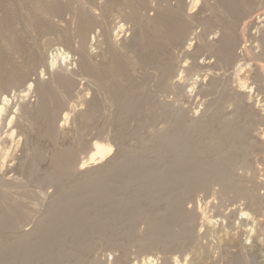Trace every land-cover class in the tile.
<instances>
[{"label": "bare ground", "instance_id": "bare-ground-1", "mask_svg": "<svg viewBox=\"0 0 264 264\" xmlns=\"http://www.w3.org/2000/svg\"><path fill=\"white\" fill-rule=\"evenodd\" d=\"M2 1L0 0V3ZM103 1L105 3V0ZM170 1L107 0L108 4L116 5L119 9V14H116L117 17H115L122 22L125 21L124 24H130L131 27H128L130 29L133 27L136 32L133 37H130L132 39L129 42H127L128 38V40L125 38L126 41L123 38H119V40L125 41V45L122 47H120L121 44L118 43V39V42H116L117 40L114 38L116 36H113V32L110 30L111 34L108 31L110 23L106 24L107 17L105 19L104 15L110 10L106 11L105 14L102 13L103 10L101 11L100 9L101 1H32L30 6L33 9L34 17L29 21L30 25L41 28L50 39L51 37L49 36L54 34L55 37L58 34L56 37L61 42V44H58L78 56L77 61L75 60L76 63H74L76 64L73 67L75 68L73 69L74 71H70L72 68L68 69L71 64L69 55H65V52L63 54L60 53V50L59 52L53 51V53H56H52L51 59L47 58L46 60V55H49L47 51L53 44L54 37L52 40L45 38L46 40H43L44 44L40 47L37 46V49H34L36 47L33 49L29 48L26 40L19 36L15 32L14 27L11 26V16L9 12H6L7 16L4 18L6 30L0 25V35L4 38H1L4 43L0 41V172H2L4 167L13 163V160L17 162H14L12 170L16 173L15 175H8V177L5 172L0 175V199L7 198L10 201L9 208L4 210L3 213V208L0 206V231L10 229L13 220H17L10 212L13 205L20 206L17 210L20 215L30 217L32 214L27 216L28 213L30 211L33 213L32 209L40 204L38 199L42 194L44 196V188L27 172L30 161L27 154H36L43 148L47 149L46 153L41 154L40 163L46 172V182L51 185L59 184L73 175L75 180L71 185L72 188L69 194L60 190L55 192V199L53 198L54 200L50 204L48 211L43 214V219L36 224L31 232H27L29 229L21 230L23 225H20L14 228L18 231H13L12 233L5 231V235H0V243L12 242L20 246L15 259L12 258L10 262L0 261V264H95V259L91 256L95 245L102 240L113 243L117 237L122 236L121 234L115 235L105 229L106 225L120 219L119 209H117L119 203L114 195L117 189L125 187V184L120 181V187L111 185L109 179L114 174L130 176L136 184H139L145 190L148 198L153 199L154 192L165 183L176 180L188 182L194 173H201L196 160L190 156V153L197 147L196 142L198 141L192 133H197L201 137L202 152L215 150L210 149L213 146L223 149L221 147L225 145H221V147L218 145L214 130L216 126H225L226 117L222 113L220 106L212 107L206 111V114L204 113L201 117H197L196 111L192 115H185L182 110L173 109L169 104L171 101H168V97L164 96L161 99L162 101H160L158 99L155 100L152 97L153 95H149L146 98V102H144L146 113H142L140 117H136L134 120H136L137 126L140 128L144 124L152 127L157 123L158 119H161L163 127L156 131L150 130L142 134L136 133V127L134 128V138L132 140L142 148L148 141H151L149 139H161L165 143V147H157L156 144H151L149 151L160 156H162L163 150L176 154L170 161L161 157L162 159L160 158L155 166L141 159L140 149L131 150L129 148L120 155L118 154L119 160L117 158L115 160L109 159L108 157L114 154V145L107 141L108 138L106 141L101 139L100 135L97 138L95 136V140L91 139L89 141L85 138V131L91 121L86 109L90 110L91 103L93 104L92 106L94 104L97 105L104 98L121 104L127 111L129 118L137 114V106L141 103L138 90L140 89L141 91L144 88L142 89L140 80L138 79L140 84L136 80L137 76L135 74L139 75L138 69L142 67L146 70L148 68L160 73L159 75L156 73L152 77L158 75L159 82L157 84L161 91L169 92L178 97L181 96L182 92V95L190 98L193 91H195L197 83H199L197 81L199 79L193 81L194 78H190L191 71L196 70L198 72L197 76L201 77L202 82H206L207 79H203L204 74L199 73L201 70L206 69L205 73L213 75L211 72L212 67L208 69L213 63H209L211 65L208 67L198 65L200 55L205 53L211 59L214 58L213 60L218 64L234 67L236 73H238L234 74L235 71H232L236 76L231 87L232 94L229 96L231 104L229 103L228 106L233 105L235 109L234 118L236 121L234 123L236 126L235 128L233 127V131V128L230 129L231 145L230 147L227 146V148L237 145L236 148L241 162L236 158L231 160L229 164L232 163L236 167H241L244 172L250 173L248 179L251 178L254 182L251 183L253 188L251 189L252 192L249 193L253 196H250L252 201L248 205L249 208L240 209L239 219L241 222H237L240 226L238 224L236 226L233 223L234 221L232 222L234 213L233 215L227 214L228 217H225L229 224L227 227V225H223L226 223L225 221H221L220 223L222 224L219 226V223L217 224L211 215L208 216V211L204 208L202 210L199 209L201 207H198L193 212L199 221V225L202 226L201 229L205 228L204 231H206L207 237H213L214 239L211 238L213 242L216 240L215 244H213V249L227 251L233 258V264H264V178L261 177L264 175L261 174L263 167L260 169L255 164L257 163L255 160L262 156L264 150V129H261V124L264 123V103L262 105V99L254 100L251 93L252 89L248 85L250 76L254 75L259 78L261 75L258 72H260L264 77V63L260 60V55L258 57L256 55L253 60L251 58L254 61L252 64H254L253 67L255 69L253 70V68H250L251 66H248L251 63H246L247 56L244 55V57L242 55L245 52L248 55L250 52L248 49L250 46L248 48L244 47L240 42V40L244 41V28L247 22L242 23V28H240L241 24H239L240 31L232 29L234 23H232L231 27L229 26L230 20L229 25H222L219 30L215 31H213V25L202 22L204 31L202 29L200 30L201 33L197 31L198 35H195V37L193 34L195 30H193L194 27L192 26L194 23L192 14L199 8L197 6L200 0H176L175 4L170 3ZM77 2H82V6H79L80 8L74 7ZM153 2L155 4L151 6ZM105 5L107 7V4L102 7ZM220 5L234 8L240 18L248 15V10H245L243 5H240V0H220ZM10 7L16 12V3ZM98 10L101 12H98ZM143 11H149V13L145 15ZM150 11H154L151 12L153 13L152 15ZM66 13L67 16L70 13L76 15L78 21H75L76 18L74 19L72 15V17L69 16L70 19L68 20L71 21L73 19L72 23L79 22L77 24L78 27H76L77 25H70L69 23L71 22L66 24L64 29L60 26L58 27V25H65L64 23H67L65 20L64 23L61 22L63 24H55L57 27L54 26V22L51 24L50 20L54 21V17L59 19L63 15L66 16ZM117 23L116 25H118ZM195 24L196 22L193 25ZM67 25L71 27L73 25L75 29L70 30ZM95 27H103V30H105L101 41L98 39L99 42L96 40L98 38L96 32L97 38L92 35L93 39L96 40V45L101 48H98L102 56L100 61L95 60L93 53H91L93 50L90 51V44L94 40L90 38L92 40L90 42L89 36ZM262 28L264 27L262 26ZM117 29L118 32L114 33L117 36L124 33V25H118ZM191 29L193 30L192 33ZM211 29L214 33L211 32V35H215L213 37L217 35L212 41L208 39ZM195 39L196 46L191 50ZM247 41L245 39L244 42ZM255 47L258 48L256 45ZM257 48H253V50H258L259 48ZM98 49L94 51L98 52ZM238 50H241L242 61L245 60L246 64L239 60L241 57H238ZM253 52L255 53V51ZM16 54H24V60H20L22 63L18 62V55L16 56ZM20 55L18 59L22 58H20ZM178 55L182 56L178 57ZM176 56L179 58L178 61L180 57L182 59L186 57L184 61L179 62L178 69H176V63H178ZM107 60H110V64L107 63ZM189 60L192 61L191 66L193 65V68L190 66L191 69H189L190 67L187 63ZM201 61L203 63V59ZM206 64L208 65V63ZM38 65L39 67L41 65L45 66L46 72L43 71L44 69L41 71ZM72 66L74 65L71 64L70 67ZM251 72H253V75ZM46 73L48 75L47 80L44 78ZM33 74H37V78L32 79L31 76ZM74 75L81 76L79 79L84 77L90 81L87 82L92 85L89 86V90L93 89L91 91L93 92L91 101L85 98L88 92H84V90L81 92V89L78 91L79 88L76 87ZM142 75L144 76L143 72ZM155 78L158 81L157 77ZM189 78L192 79V82ZM187 81L190 83H186ZM254 81H257V79ZM185 84H188V89L186 88L184 91L182 89ZM253 85L255 86V83ZM258 85L255 86V90L256 87H259ZM13 89H15V92L12 95ZM259 89L261 88L259 87ZM142 92L144 93V91ZM12 98H15L18 102L14 103ZM70 98H76L77 100L76 102L74 101L75 103H71L68 102ZM172 101H175V99ZM81 103H85L87 108L79 112L78 116L74 118L73 112L76 111L77 107H80ZM244 118H246L245 121H243ZM72 119H74L72 121L73 124L69 123ZM245 123H249V125ZM68 124L72 126L70 127ZM3 134L5 137H3ZM180 139L183 141L182 147H177L176 143ZM222 140L224 138L220 137L219 144ZM19 149L22 150V155L20 158L17 157L15 159V155H11V153L19 151ZM12 156L13 158L11 159ZM263 156L261 157L262 160H264ZM106 159L108 162H112L114 166L107 168L103 164ZM244 161L250 163L251 167L249 166V169L245 168ZM231 168L234 167L229 169ZM103 170L105 172L102 175L98 174ZM251 170L252 173L250 172ZM219 181L227 183V186L234 185V181L232 183L226 175H222ZM103 201L116 203V209H113L107 217L91 215L88 208L89 203L95 202L100 205ZM149 219L152 221L151 217ZM139 222V216L134 214L131 217V224L136 225ZM217 227L219 228L218 230H216ZM60 231L65 234L63 238L57 236ZM1 232L3 233V231ZM29 236H33L36 242L31 243ZM141 249H146L145 243L142 244ZM210 252L212 253V251H207L203 254L197 249V251H190L183 260L179 256H176V258L162 257V259L163 262L169 264H211L214 262V258ZM135 261L134 264H157L156 257L151 253L146 254L142 260L136 258ZM96 263L99 264L98 262ZM113 264L130 263L124 258L117 259Z\"/></svg>", "mask_w": 264, "mask_h": 264}, {"label": "rangeland", "instance_id": "rangeland-1", "mask_svg": "<svg viewBox=\"0 0 264 264\" xmlns=\"http://www.w3.org/2000/svg\"><path fill=\"white\" fill-rule=\"evenodd\" d=\"M32 1H35V0H3L2 3H0V25H1V27L4 28V30H6L4 18L7 16L6 12H9V14L11 16V21H12L11 26L14 27L15 32L19 36L23 37L24 40H26L27 46H29V48L33 49L34 47H36L34 49H37V46L40 47L42 44H44L43 40L45 38L47 39L48 35H46L42 31L41 28H38V27L36 28V27H33L30 25L29 21L32 20L34 17L33 9L30 6L31 5L30 3ZM99 1L102 2L103 0H98V2ZM186 1H188V0H186ZM207 2H209V3H207ZM14 3H16V5H17L16 12L13 10V8L10 7ZM81 3L82 2H80V3L77 2L76 5H78V6L74 5V7L80 8L79 6H82ZM103 3H104V1L102 2V5L100 3V5H101L100 9H101V11L103 10L102 13L105 14L106 11H108V10H110L111 12L115 11L112 14L110 11H108V13H106V14L108 15L109 12L111 14V15L109 14L108 16L106 14L105 15L103 14L105 16V19L107 17L106 24L110 23L109 26L107 25L108 29H109L108 31L111 30L113 32V36L114 35L116 36V37H114V38H116V40L117 39L119 40V38L120 39L123 38V40L126 41V39L128 38L129 40L127 39L128 40L127 42H129L132 39V38L130 39V37H133L134 34L136 33L134 31V28L132 27L130 29L129 28V27H131L130 24H128V23L124 24L125 21L122 22V21H120L119 18L118 19L116 18L117 17L116 14H119V9L117 8L116 5L112 6V4H108L107 0H105L104 4H107V7H109V6L111 7V8L109 7L110 9L109 8L107 9L106 5L104 7H102L104 5ZM155 3H156V1H155ZM155 3L153 2L151 6H153ZM170 3L175 4L176 0L175 1L171 0ZM240 5H243V8L245 10H248L247 16L240 18L238 16L237 11L234 8L229 7V6L220 5V0H206V1L200 0L199 5L197 6V7H199V8H197L198 10L196 9L194 11L195 14L194 13L192 14L193 21H194V23L196 22V24L195 25H193L194 23L192 24V26L194 27V29L193 28L192 29L195 30V32H193V30L191 29L192 30L191 33L193 32L194 36L195 35L197 36L198 35L197 31H199L198 33H201V31H200L201 29H202V31H204V28H202V27H204L202 22L203 23L207 22V23H210L211 25H213V27H212L213 31L219 30L220 26H222V25L223 26H226L227 24L229 25V23H230L229 20L231 21L229 26L231 27V25H233L232 23H234V25H233L234 27L232 29H238V31H240V29H239L240 25L239 24H241L240 28H242V23L247 22V25L244 28V34H245L244 41H245V39H246V41L247 40L248 41L244 42L243 40H240V42H241V45H243L244 47L248 48L250 46V48H248L250 51L248 55H250V54L251 55L248 57L246 52L242 55L243 56L246 55L248 57V58L246 57V59L248 60V62L246 60V63H251L250 65H248V64L247 65L249 67L251 66L250 68L251 69L253 68V70H254L255 69L253 67L254 64H252L254 61H252V60L255 58L256 55H257L256 57H258L260 55L259 58L264 63V28H262V26L264 27V0H240ZM208 7H210V8H208ZM151 8H153V7H151ZM101 11L98 10V12H101ZM116 11H117V13H116ZM220 11H221V13H220ZM151 12H154V11H150V13ZM223 12H224V14H223ZM67 13H69V12H67ZM67 13H66V16L63 15L61 17V18L65 17L63 19H61V18L55 19L56 17H54V19L51 18L54 20V21L50 20L51 24L54 22V26H56V25H58V23L63 24L64 20H65V22H67V23H64L65 25H58V27L60 26L63 29H64V27H66V24H68L69 22H71V23H69L70 25L73 24L74 26L79 24V22L78 23H75V22L72 23L73 19H71V21H69L68 20V19H70L69 16H71L72 13H70L69 16H67ZM146 13H149V11H145V12L143 11V14L147 15ZM152 14L153 13H151V15ZM19 15H21V16H19ZM72 16H74L73 17L74 19L76 18L75 14ZM233 20H235V21H233ZM75 21H78L77 18L75 19ZM110 21H112V22H110ZM61 22H63V23H61ZM120 22H121V24H120ZM116 23L118 25H121V26L124 25V33L118 34V36H117V34H114L115 32L116 33L118 32V29H117L118 25H116ZM70 25H67L70 27V28L67 27L68 29H70V30L75 29V27L73 28V25H72V27ZM115 25H116V27H115ZM259 25L260 26L262 25L261 28ZM76 27H78V25ZM255 27H256V29L258 28L257 31H256ZM104 31L105 30H103V27H95V29H93L92 32L90 33L89 39L90 38L93 39V37H95L97 34L98 38L96 36V38H97L96 40L98 41V39H99L101 41V39L103 38L102 36H103ZM111 31L109 33L112 34ZM125 31H127V32H125ZM213 31H212V29L209 31L210 36H208V39L210 41H212L214 38L217 37V35H216V37H213L215 35H211V32L213 33ZM95 32H96V34H95ZM249 34H251V35H249ZM92 35H93V37H92ZM128 35H130V36H128ZM49 37H51V39L50 38H48V39L52 40L54 37V34L49 36ZM55 37L53 40L54 42H52L53 43L52 45H54V43H56L55 45H57V46L54 45L56 47L55 48L54 46L52 47V45H51L50 47H52L51 48L52 50L49 47L47 53L51 56L48 55L50 57L49 58L46 55L47 54L46 53L45 54L46 60H47V58L51 59V57L53 56L52 55L53 51L59 52V50H60V53L63 54L65 52L66 53L65 55H69V61H71V64H73L74 66L70 67L71 64H70V62H68L70 64V66H68V69L72 68V70H70V71H74L73 69H75V68H73V67L76 66V64H74V63H76V61H77L76 59L78 58V56L76 54L74 55V53L72 54V51H70L69 49H68L69 53H67L68 51L65 49V47L64 46L62 47V45H60L61 42H60V40H58V37H56V38ZM1 38L4 39L2 35H0V41L2 43L4 40L2 41ZM96 40L92 41L90 39V42L92 41V44H90V46L93 49L90 46L89 47H90V51L93 50V51H91V53H93L95 60L100 61V60H102V56H101V52H100L101 48L96 45V43H95ZM118 40L116 42H118ZM123 40H119V42H118L121 44V45L118 44V45H120V47L125 45V43H124L125 41H123ZM242 42H244V43H242ZM257 42H258V45H257ZM58 43H60V44H58ZM249 43H250V45H249ZM93 44H94V46H93ZM195 44H196V39L193 41V46H192L191 50H193V48L196 46ZM255 45L258 46L259 49L257 47H255ZM261 45H262V47H260ZM95 47H96V49H94ZM98 48H100V49H98ZM253 48H255V49L257 48L258 50H255V49L253 50ZM97 49H98V52L94 51ZM240 51L241 50H238L237 54L239 55L238 57H241V58H239V60L242 61V55H240L241 54ZM253 51H255V53ZM50 52H51V54H50ZM56 52H54L53 54H55ZM19 55L20 54H16L17 60H19L18 62L22 63L20 60H22V59L24 60L25 56H24V54L23 55L21 54L20 58L21 57L22 58L18 59ZM206 55H207V57H206ZM179 56H182V55H178V57ZM72 57H74V58H72ZM71 58L74 60L72 61ZM183 58L185 59L186 57H183ZM251 58H252V60H251ZM176 59H177L178 63L184 61V59H182V57H180L179 61H178L179 58H177V56H176ZM202 59H203V63L201 61ZM205 59H206V61H204ZM213 59H211L208 56V54H206V53L203 55L202 54L200 55L199 60H198L200 62V64L198 62V65H200L202 67H204V66L208 67L209 65H211L213 63V65L208 67V69H211V67H212L211 72L213 73V75H208V73H205L204 71L206 69L201 70L199 73L204 74L203 79L204 78L207 79L206 82H202V80L200 79L201 77L199 78L197 76L198 72L196 70H195L196 72L191 71L192 74H191L190 78H192V79L194 78L193 81H195L197 79H199L200 81L197 80L199 83H197V86L194 89L195 91H193L190 98H188L189 96L182 95V92H181V96L178 97V96L170 94L169 92L161 91L158 88V84H157V82H159L158 75L160 73L158 71L154 72L153 70H150L148 68L146 70L145 68L142 67L144 69L143 70L140 67L142 70L138 69V71L140 72L139 75L141 76L142 72H143L144 76L142 75L140 77L137 73L135 75L137 76L136 80L138 81L139 84L141 82V87H142V89L144 88V90H141V91H140V89L138 90L139 96L141 97V103H139L137 106V109H136L137 114L136 115L129 118L127 116V111L122 107L121 104H119L118 102L113 101V100L112 101L106 100L105 98L101 99L97 105L94 104L95 107L92 106L93 104L91 103L90 104L91 105L90 110L86 109L87 106L85 103H83V104L81 103L80 107H77L76 111L73 112V116L75 118L78 116L79 112H82L83 110L86 109V112L91 117L90 124L87 126L88 128L85 131V134H86L85 138L87 140H89V141H91V139L95 140V136H96V138L101 136V139L106 141V139L108 138L107 141L108 142L110 141L114 145V147H115L114 154H112V156H109L108 157L109 159L115 160L117 158L119 160L118 154L120 155L123 151L128 150L129 148H131V150L140 149L139 154L141 155V159L148 162L152 166H155L161 157L170 161L173 159V157L176 156V154L174 155L173 153H170L168 150L167 151L163 150L162 156H160L159 154L156 155V154H153L151 151H149V149H150L149 147L151 144L152 145L156 144L157 147L158 146H164L165 147V143L161 139H154V138L149 139L151 141H148L142 148H140L139 145L136 144L134 142V140H132V138H134V133H133L134 128H136V127H137L136 133H138V134H142V133H145L146 131H150V130L156 131L160 127H163V125H161V119H158L157 123H155L152 127L148 124H144V125L142 124L143 126L140 128H139V126H137L136 120H134V118L140 117L142 115V113H146V111H145L146 109L144 107V102H146V98L149 95H153L152 97H154L155 100L158 99L160 101H162L161 100L162 97H164V96L168 97L169 98L168 101H171L169 103L170 106H172L173 109L182 110V112L185 115H192V113H194L196 111L197 112L196 115H198L197 117H201L202 114H204V113L206 114V111L208 109L215 107V106H220L222 108V113H224V116L226 117V119L224 121L225 126L224 127L216 126L214 129L215 133H216V138H217L216 142L218 143V145L220 147H221V145H225V146L221 147L224 150L218 148V146H216V147L213 146L210 149H215V150L209 151V152H202L201 149H202L203 145L201 144V137L197 133H192L194 135V138L198 141L196 142L197 147L193 150L192 153H190V156H192L196 160L198 167L201 169V173H194V175L191 177L190 180H188V182H180V181L176 180L173 182L165 183L162 187H160L158 190H156L154 192L153 199H151V198H148L145 190H143L139 184H136L135 181L130 176L114 174V176H112L109 179V183L111 185L120 187L119 182L122 181V182H124L125 187L118 188L117 191L115 192V195H114L115 199H117V202L119 203L117 209H119L120 219L106 225L105 229H107L108 232H111L115 235L121 234L122 236L117 237L113 243H108L107 241L102 240L99 243H97V245H95V248L92 249L93 252H91V256L93 257V259H95V264H97L96 262H98L99 264H102V263L103 264H108V263L113 264V262L116 261L117 259H124V258H126L130 264L131 263L134 264L136 262L135 261L136 258H140V260H142V258H144L146 256V254H150V253L152 255H154V257H156V261H157L156 263L157 264H169V263L163 262L162 257L176 258V256H179V258L181 260H183L186 257V255H188L190 253V251H193V250L197 251V249L200 250L203 254H205V252H207V251H212V253L211 252L210 253H211V255H213L214 262L211 264H233V258L231 256V254H229L227 251L213 249V247H214L213 244H215L214 242L216 240H214V242H213L212 241V239H214L213 237H207L206 231H204L205 228L201 229L202 226L199 225V221L196 219L194 212H193L195 209H198V207H201L199 209H202V210L204 208V209H206V211H208L207 212L208 216L211 215V217L213 219H215L216 223L217 224L219 223L218 224L219 226L222 224V223H220L221 221H225L226 223L223 222L224 223L223 225L224 226L227 225V227L229 224L227 223V220L225 219V217H228V215H233V213H234V215L232 217V222L234 221L233 223H234V225H236L239 222H241V220L239 219L240 218V211L242 209L248 207L249 203L252 201L250 196H253L249 193V192H252L251 189L253 188V186L251 185V183L254 182V180H252L251 178L248 179V176H250V173L244 172L241 167H238V166L236 167L232 163L229 164L231 162V160H234L236 158L238 160L240 159V157L238 156V152H237L238 150L236 148L237 145L231 146V148H229V149L227 148V146L230 147V145H231V138L229 137L230 129H232L233 127L235 128V126H236V124L234 123L236 121V119L234 118L235 117L234 116V110L235 109L233 108V105L228 106V104L231 102L229 96L232 94L231 87H232V84H233V82L235 80V76H236L234 74H238V73H236L234 67H231V66L228 67L225 65L218 64ZM243 59H245V58H243ZM191 60L187 61L189 67L191 66V63H192ZM242 62L245 63V60H243ZM107 63L110 64V60H107ZM178 63H176V66H177V68L175 67L176 69L179 68L180 63L179 64ZM206 63H208V65ZM209 63H211V64H209ZM201 64H203V65H201ZM204 64H206V65H204ZM240 64H242V63L240 62ZM63 65H64V63H63ZM38 67H39V65H38ZM62 67H64V66H62ZM191 67L189 69H191ZM249 67H248V69H250ZM39 69L41 71L44 69L43 71H45L46 68H45V66L41 65V67H39ZM195 69H197V68H195ZM251 69H250V71H251ZM232 71H235L234 74ZM38 73H40V71H38ZM156 73H158V75L152 77L153 75H156ZM252 73L253 72H251V74ZM258 73L261 76H259V78H258V76H254L252 74L253 76H250L251 78L248 79V85L252 89L251 93H252V96L254 97V100L255 99L261 100L262 99L261 101H262V105H263V103H264V88H262V87L264 86V77L262 76V74H260V72H258ZM36 75L37 74H33L31 76L32 79H35V77L37 78ZM44 76H42V77L46 78V80H47L48 79L47 73ZM80 77L81 76L74 75V78H75L74 80L76 81L75 82L76 87L79 88L78 91L81 89L82 90L81 92H83V90H84V92H88V93H86L87 97L85 96V98H87L88 100L91 101L92 97H93V95H92L93 92H91V91H93V89L89 90V88H90L89 86H92V85H89L90 81L87 78L83 77V78L79 79ZM155 77H157L158 81L156 80ZM190 78H189V80H191V82H192V79H190ZM253 78L257 79V81H254L255 79H253ZM138 79L140 80V82ZM260 80H261V83H260ZM87 81H89V82H87ZM256 82H259L260 85H258L259 83H256ZM186 83H190V82L187 81ZM253 83H255V86L258 85L261 89H259V87H256V90H255V86L253 85ZM261 84H262V86H261ZM85 86H86V88H85ZM187 86H188V84H185V87L182 90L185 91L186 88L188 89ZM13 90L14 91H12L13 92L12 95L15 92V89H13ZM142 91H144V93ZM259 93H261V94L259 95ZM174 99H175V101H172ZM177 99H178V101H177ZM12 100H14V103L18 102V100H15V98H12ZM76 100H77L76 98H70V99H68V102L75 103ZM163 100H164V98H163ZM78 108H79V110H78ZM198 111H199V113H198ZM73 116H72V118H73ZM245 119L246 118H244L243 121H245ZM73 120L74 119L69 121V123H72ZM245 124L249 125V123H245ZM69 125L70 124H68V126ZM238 125H237V127H238ZM263 125H264V123L261 124V129H264V128H262V127H264ZM71 126L72 125H70V127ZM234 128L232 129V131L234 130ZM87 134H88V136H87ZM3 137H5L4 134H3ZM102 137H106V138H102ZM220 137L224 138V140H222L219 144ZM176 144H177V147H182L183 141L180 139ZM46 152H47V149L43 148V149H41L40 152H38L36 154H34V153L33 154L32 153L27 154V157L30 158V161L28 163L29 168L27 169V172L30 175H32V177L34 178L35 181H38V183L41 185V187L44 188V190L42 188V190L44 191V196L42 194V196L38 199V202L40 200V202H39L40 204L38 203L39 205L37 206L38 210H37V207H35L34 209H32L33 213H31V211H30L27 216H30L31 214L32 215L30 217H25V216L20 215L17 212V210L20 208V206L19 205H13L10 212L13 215V217L17 218V220H13V224L10 226V229L1 230V231H3V233L5 231L11 232V233L13 231H18L14 228H17L20 225H23L21 227L22 228L21 230H28L29 229L27 232H31L35 228L36 224L41 219H43V214L46 211H48L50 204L55 199V196H54V195H56L55 192L58 190L63 191L66 194H69L71 192V188H72L71 185L75 180L74 175L71 176L70 178L64 179L62 182H60L59 184H56V185H51L50 183L46 182V178H45L46 172L44 170V167L40 163L41 162V160H40L41 154H44ZM11 155H15L14 156L15 159L17 157L20 158L22 155V150L19 149V151H16V152L14 151L11 153ZM263 155H264V150H263L262 156ZM83 156H85V155H83ZM262 156H260L258 159L255 160V162H257L255 164H257V166H259L260 169L262 167L264 168V160H262V158H261ZM12 158H13V156L11 157V159ZM239 161L241 162V160H239ZM258 161H260V162H258ZM12 162L13 163H10V164L7 163L9 165L6 164L7 167L3 168L2 172H0V175H1V173L4 174V172H5V174H7V176L8 175L12 176V175L16 174L12 170H13L14 162H17V161L13 160ZM103 164L106 165L107 168H111L114 166V164H112V162H108L107 159L103 162ZM243 164H244L245 168L247 167V169H249L251 167V165L248 161H246ZM8 167H9V169H7ZM230 167H234V168L229 169ZM263 168H262L263 172H261V174L264 175V169ZM104 172H105V170L101 171L98 174L102 175ZM250 172L252 173V170ZM222 175L228 176L229 180L232 181V183L234 181V185L227 186V183H223L222 181H219V179ZM261 177L264 178V176H261ZM232 183H230V184H232ZM35 190L38 191L37 189H35ZM9 202H10L9 199H7V198L0 199V206H2V208H3L2 213L4 212V210H7V208H9V206H10ZM97 204L98 203H95V202L89 203L88 208H89L91 215H100V216L103 215V216L107 217L110 215L109 213L113 209H116V207H117L116 203H112L110 201H107V202L103 201L100 203V205L99 204L97 205ZM243 204H245V205H243ZM8 212H9V210H8ZM134 214H137L139 216V220H140V222L137 223L136 225L131 224V217ZM149 217L152 218V221L149 219ZM222 218H223V220H222ZM236 219H237V221H236ZM238 226H240V225L238 224ZM218 229L219 228L217 227L216 230H218ZM1 231H0V235L6 234V232L3 234ZM57 236L60 238L61 237L63 238L65 236V234L63 233V231H60V232H58ZM29 237H30L31 243L36 242V239H34L33 236H29ZM143 243H145L146 249H141V246ZM19 250H20V246H17L15 244H13L12 242H1L0 243V261L10 262L12 258L15 259Z\"/></svg>", "mask_w": 264, "mask_h": 264}]
</instances>
